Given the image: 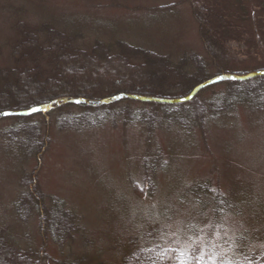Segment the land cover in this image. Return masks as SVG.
Wrapping results in <instances>:
<instances>
[{
    "label": "rangeland",
    "instance_id": "1",
    "mask_svg": "<svg viewBox=\"0 0 264 264\" xmlns=\"http://www.w3.org/2000/svg\"><path fill=\"white\" fill-rule=\"evenodd\" d=\"M49 17L60 30L79 34L84 48L102 39L113 47L127 42L174 60L206 58L191 0H0V66L9 58L13 23L39 25ZM248 50L235 53L238 67L243 66L238 70H264V47L258 61L243 56ZM216 73L211 69L203 78ZM222 87L204 89V100L210 103ZM184 106L170 111L183 114ZM123 107L112 114L93 111L75 128L60 129L53 117L49 131L35 117L29 125L42 126L48 139L43 150L28 155L14 142L21 123L0 120V230L5 239L35 255L44 248L43 264H121L147 244L197 250L212 264L263 251L264 111L233 105L218 116L208 114L201 132L190 123H165L164 113L151 115L153 106L147 103L130 104L124 112ZM138 111L156 118V124L142 123ZM146 159L157 164L151 173H146ZM30 179L32 189L39 190L31 203L23 199ZM214 196L223 200L219 209ZM42 216L49 220L45 234ZM61 216L71 223L58 246L53 222Z\"/></svg>",
    "mask_w": 264,
    "mask_h": 264
},
{
    "label": "trees",
    "instance_id": "2",
    "mask_svg": "<svg viewBox=\"0 0 264 264\" xmlns=\"http://www.w3.org/2000/svg\"><path fill=\"white\" fill-rule=\"evenodd\" d=\"M256 3L258 6L255 7ZM191 4L206 58L184 56L174 60L170 55H162L127 42L119 41L113 47L102 39L84 48L77 42L79 34L74 36L71 31L67 33L63 29L60 30L55 20L50 17L49 21L46 19L42 23L38 22L39 25L25 21L13 23L9 58L5 65L0 66V113L28 111L64 98L101 100L126 94L168 100L180 99L189 96L197 86L207 81L209 78L203 77L211 69L217 71L216 76L257 72L255 69L240 72L238 69L243 66L238 67L235 55L246 47L249 50L242 52L245 53L243 56L246 59H260L259 50L264 47V0H191ZM254 50H257L258 54ZM152 74L156 77L155 81ZM221 84L222 89L209 100L210 103L204 100L202 92L205 89L187 104H147L153 106L151 115L154 111L156 114L164 113L165 123H190L201 132L208 124V114L218 116L222 111H229L233 105L243 104L264 111V76L248 81L229 80L217 85ZM178 92L183 95H174ZM122 103L126 105L122 109L124 112L127 111L128 105L142 102L125 99L100 108L66 104L47 113L7 119L21 123L20 127L17 125L19 129L14 130V142L21 152L26 151L28 155L30 151L35 154L40 149L43 150L46 146L45 140L48 139H45L46 133H43L42 126L29 125L35 117L42 119L43 126L48 131L55 122L53 117L60 121L57 122L60 129L75 128L83 125V121L91 112L107 110L108 114H112ZM183 105L188 108L183 114L170 111L176 108L178 110ZM76 112L81 114L76 116ZM144 115L145 111L137 112L142 123H149L151 127L156 124V118H145ZM225 115L229 116L228 113ZM144 164L146 173H151V169L157 167V164L150 165L147 159ZM31 179L29 186L25 184L28 187L27 193L23 194V199L29 203L33 200L32 196L39 192L38 189H32L34 183ZM222 201L218 196H214L218 209ZM37 208L42 214L41 207L37 205ZM69 219L71 218L68 216H61L53 222L55 232L52 235L58 246L62 245L60 243L63 242V237L70 231ZM48 224L47 217L42 216L43 234L47 231ZM143 246L127 255L121 264H212L197 250L184 251L149 244ZM43 250L35 255L30 249L15 247L5 239L0 230V264H43ZM247 253L242 259L228 256L213 263L264 264V250L259 253Z\"/></svg>",
    "mask_w": 264,
    "mask_h": 264
},
{
    "label": "water",
    "instance_id": "3",
    "mask_svg": "<svg viewBox=\"0 0 264 264\" xmlns=\"http://www.w3.org/2000/svg\"><path fill=\"white\" fill-rule=\"evenodd\" d=\"M260 76H264V71L248 74L245 76H235V75H227V74L218 76L196 87L188 97L180 98V99H173V100L154 98V97L148 98V97H141V96H136V95H126V94H120V95L105 98L102 100H88V99H83V98H64L61 100H56L53 103L48 104V105L33 108V109H37V111L35 112H33L32 109H30L28 111H21V112L0 113V119L5 118V117H10V116H23L24 117V116H30L36 113H47L48 111H51L53 109L58 108L61 105H66V104L87 105L90 107H101L103 105H110V104L116 103L122 99H132V100L141 101L144 103L146 102L167 103V104L186 103V102L193 100L201 90H203L204 88L208 86L221 83L224 81H229V80L247 81L252 78L260 77Z\"/></svg>",
    "mask_w": 264,
    "mask_h": 264
},
{
    "label": "snow or ice",
    "instance_id": "4",
    "mask_svg": "<svg viewBox=\"0 0 264 264\" xmlns=\"http://www.w3.org/2000/svg\"><path fill=\"white\" fill-rule=\"evenodd\" d=\"M33 112L37 111V109H32ZM7 114V113H6Z\"/></svg>",
    "mask_w": 264,
    "mask_h": 264
}]
</instances>
